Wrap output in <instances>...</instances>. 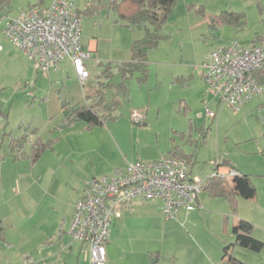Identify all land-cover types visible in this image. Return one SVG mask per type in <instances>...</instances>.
Masks as SVG:
<instances>
[{
	"label": "rangeland",
	"instance_id": "1",
	"mask_svg": "<svg viewBox=\"0 0 264 264\" xmlns=\"http://www.w3.org/2000/svg\"><path fill=\"white\" fill-rule=\"evenodd\" d=\"M51 1L11 0L7 8L0 10L1 48L11 46L3 34L7 16L30 5L46 7ZM108 1L94 3L105 5ZM75 2L82 7L78 10L83 38L95 37L98 42L86 60L89 76L85 80H78L66 60L55 74L41 75L35 73L25 54H16L21 60L15 56L7 61L0 53V215L5 218L7 235L13 238V224L22 231L30 227L38 230L39 223L49 216L43 209L49 200L43 190L50 181L59 183L63 162L67 169L83 168L94 174L91 176H99L119 171L128 162L158 159L173 145L194 154L191 171L201 178L208 176L217 160L228 158L237 169L250 174L259 201L264 203V81L260 84L262 93L254 94L234 112L208 93L200 79L201 62L219 44L233 38L246 44H264V0H177L162 27L163 37L148 51L147 78L140 82L133 75L127 81L128 93L116 109V118L91 127L77 121L58 129L55 124L61 118L62 102L84 104L102 64L129 59L132 40L144 35L143 28L117 20L109 6L85 14L84 0ZM223 10L243 12L244 28L234 31L227 24L215 22L212 18ZM134 110L145 115L139 125L130 120ZM25 128L55 141L54 148L44 151L35 162L28 157L14 160L10 156V136H19ZM29 151L27 142L24 152L28 155ZM66 154L75 155L66 161ZM60 191L61 187L57 195ZM212 198L224 200L222 204L232 213L224 198ZM135 201L129 227L119 236L123 248L115 249V254L135 260L134 264H156L151 258L157 256L158 264H169L173 255L181 263L186 259L182 264H220L223 245L233 243L231 222L224 226L225 216L212 213L208 218L191 220L195 248L192 237L175 227L174 218H164L159 200ZM234 249L250 254L249 263L264 264V247L259 252L232 247V254L248 264L234 254Z\"/></svg>",
	"mask_w": 264,
	"mask_h": 264
},
{
	"label": "built area",
	"instance_id": "2",
	"mask_svg": "<svg viewBox=\"0 0 264 264\" xmlns=\"http://www.w3.org/2000/svg\"><path fill=\"white\" fill-rule=\"evenodd\" d=\"M3 34L42 74L68 59L80 82L89 76L86 60L90 51L82 45L75 0H52L45 8L30 5L6 19ZM263 67L264 44L232 40L210 51L200 70L208 92L237 112L254 94L262 93L254 73ZM130 120L140 124L143 115L134 110ZM204 184V178L189 172L184 159L171 155L127 163L122 170L84 181L66 233L75 241L87 243L89 264H105L110 225L121 216L124 205L156 199L164 218H169L179 209H192Z\"/></svg>",
	"mask_w": 264,
	"mask_h": 264
},
{
	"label": "trees",
	"instance_id": "3",
	"mask_svg": "<svg viewBox=\"0 0 264 264\" xmlns=\"http://www.w3.org/2000/svg\"><path fill=\"white\" fill-rule=\"evenodd\" d=\"M11 0H0V10H4ZM97 1V0H96ZM177 0H109L102 3H94L90 0L85 2V14L97 12L101 6H109L116 15L117 20H124L126 23L144 29L141 38L131 42L128 60L102 64L101 70L94 77L92 91L85 95L86 102L63 101L60 107L61 118L55 124L58 129H63L73 125L77 121H83L88 127L102 125L106 119L116 118L115 112L122 98L128 93L127 81L133 75H137L140 82H144L148 74L147 54L150 49L157 47L163 37L162 27L167 16L171 12ZM79 13V10H78ZM219 24H227L234 31H240L246 23L243 12L223 10L212 18ZM251 43L259 44L255 41ZM102 63V62H101ZM100 63V64H101ZM118 76L119 80H115ZM259 84L264 81V67L254 73ZM185 80L188 77H184ZM3 113L0 112V116ZM34 138H31V133ZM10 135V133H7ZM6 135V134H4ZM34 130L27 131L26 128L19 136H10L8 142L10 156L14 160L28 157L31 162H35L41 154L53 147L55 141L52 138L43 139L34 136ZM30 143L28 155L24 152V145ZM164 155H171L181 159H186L190 164L194 154L185 153L181 146L173 145ZM229 165L228 159H222L216 166ZM233 168V167H232ZM108 174V173H107ZM94 177V176H91ZM90 178V177H89ZM88 179V178H87ZM86 180V179H85ZM84 180V181H85ZM204 190H208L212 196L226 199L232 206L237 197L251 198L255 194V186L251 181L250 174L234 172L230 183L225 176L218 174L210 175L206 178ZM3 226L0 222V238L2 237ZM253 224L245 219H239L232 226L234 235L233 243H226L222 247L220 264H246L232 254L234 245L248 249L252 252H259L263 247V242L252 234Z\"/></svg>",
	"mask_w": 264,
	"mask_h": 264
},
{
	"label": "crops",
	"instance_id": "4",
	"mask_svg": "<svg viewBox=\"0 0 264 264\" xmlns=\"http://www.w3.org/2000/svg\"><path fill=\"white\" fill-rule=\"evenodd\" d=\"M85 2L89 3L90 1L84 0V8H83L84 10L86 8ZM40 8H45V7H40ZM78 8L82 9V7H78ZM13 16H9V17L7 16L6 19L13 17ZM81 40H82V45L89 49L90 56H91V53L95 52V50L97 49V45H98L97 40L95 39V37H90V38L84 37L83 38V36ZM232 40H238L241 43H244L242 40H239L236 38H233ZM223 44H226V43L219 44L218 46L223 45ZM249 44H252V43H249ZM253 44H256V43H253ZM0 53L3 54L2 57H4V59H6L7 61L12 60L13 57L15 56L17 59H20L16 55V54H19L20 51H18L12 44L11 46L7 45L6 47L1 48ZM65 60L68 61L69 64H71V62L68 59H64L60 61L54 69L49 70L46 74H42L38 72L37 70H34V71L35 73H38L41 75H48L49 72H54L55 74L56 71L60 69L59 67L60 64ZM119 61H122V60L114 59L109 62L115 63ZM200 79H202L201 70H200ZM144 120H145V115H143L142 122H144ZM136 125H139V124H136ZM31 138H34V137L32 136ZM53 148H54V145L50 149H53ZM73 155L75 154H66L64 156V159L67 161L68 158H70L69 156H71V158L73 159ZM72 159H69V160H72ZM194 159H195V156L193 155L192 162L190 164L186 161V159H184L187 162L188 167L190 168L189 172L191 174H192L191 164L193 163V161H195ZM223 159H228V158H223ZM220 160L222 159L217 160V162H219ZM63 164L64 162L61 165L64 169V173L62 175L63 177L59 178V183L56 185L54 184L53 181H50L48 187L43 190L44 196L48 195L49 197L48 202H45V204H43L44 205L43 209L45 211L48 210L49 216L45 217L44 220L39 223L38 230H34L36 228L30 229L31 228L30 227L22 231L19 229L20 226L18 225L15 226L16 224H13L12 228H14L13 230L14 234H13V238H10V236L7 235V225L5 223V218L0 215V222L4 228L2 232V237L0 238V264H89L87 243L73 240L66 233V228L72 216L73 203L78 197H80L82 193V190L84 187V180L94 174L89 173V171H85L83 168H81L79 171L67 169ZM236 171L244 173L243 171L233 166L229 160V165L227 164V165L216 166L215 164L214 167L211 169L210 173L208 174V176L204 177V179L206 181V178L209 177L210 175L218 174L220 176H225V178L230 183V180L234 172ZM45 172H48V169ZM246 174H249V173H246ZM60 187L63 189V191H60L59 194L57 195ZM51 190L53 191L54 194H52ZM207 192L209 193L208 190H203L197 196L192 209H189V210L179 209L176 211V213L172 217L165 218V219L174 218L175 227H178L181 230L183 229V231H186L187 236H189V238L192 237L190 241L195 248H196V244L194 241L195 239L193 235H191L190 228H189V225L191 226V220L193 218L199 219L200 217H203L204 219V218H208L212 213H218L221 216L226 217L224 226H226L228 222H231L230 223L231 233H232V226L239 219H245L247 221H250L253 224L252 234L255 238L260 239L263 242V247H264V203L259 201L258 193L256 192V189H255V194L253 197L251 198L238 197V199L234 200L233 206L225 199L229 203L232 213L228 212L225 204L224 205L222 204L223 203L222 201L224 200H222L221 198H212V195L209 193L210 196H208L209 194L207 195ZM135 202L136 201L134 200L124 205L121 208V216L113 219L111 222L109 238L105 245L106 261H107L106 264H134L135 263V260L121 258V256H119L118 254H115V249L123 248V244L120 243L119 241L120 240L119 236L124 230H127V228L129 227V219L132 216L131 213L134 209ZM160 206H161V203H160ZM229 214H231L232 216H230ZM5 225H6V228H5ZM192 225H194V223H192ZM232 236L234 237L233 233H232ZM25 237H26V240L23 241ZM241 249H244V248L241 247ZM237 251L239 252V250ZM233 252L235 255L242 258V260H245L248 264H251L249 263L250 261H248V258L250 259L252 257L250 254H248L247 252H239V253L237 252L236 253L235 249ZM172 258L173 259L169 260L171 261V262H168L169 264H182L183 262H186L185 261L186 259L183 260L182 263L179 262L177 258L175 257V255H173ZM159 259H160L159 256H157L156 258L153 257L151 258V262L158 264ZM210 259L211 257L208 256V260Z\"/></svg>",
	"mask_w": 264,
	"mask_h": 264
}]
</instances>
